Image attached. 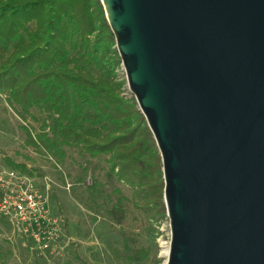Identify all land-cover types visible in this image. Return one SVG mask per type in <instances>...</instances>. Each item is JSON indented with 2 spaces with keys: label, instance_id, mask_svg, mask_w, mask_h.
I'll return each instance as SVG.
<instances>
[{
  "label": "water",
  "instance_id": "1",
  "mask_svg": "<svg viewBox=\"0 0 264 264\" xmlns=\"http://www.w3.org/2000/svg\"><path fill=\"white\" fill-rule=\"evenodd\" d=\"M161 155L165 264H264V0H101Z\"/></svg>",
  "mask_w": 264,
  "mask_h": 264
},
{
  "label": "trees",
  "instance_id": "2",
  "mask_svg": "<svg viewBox=\"0 0 264 264\" xmlns=\"http://www.w3.org/2000/svg\"><path fill=\"white\" fill-rule=\"evenodd\" d=\"M120 67L101 0H0V102L25 124L26 145L60 161L66 148L108 156L109 176L132 191L129 198L114 189L108 216L122 225L132 204L161 221L167 218L161 155L135 97L124 94ZM35 107L46 113L39 131L27 124ZM123 246L131 261L146 256L129 234Z\"/></svg>",
  "mask_w": 264,
  "mask_h": 264
},
{
  "label": "rangeland",
  "instance_id": "3",
  "mask_svg": "<svg viewBox=\"0 0 264 264\" xmlns=\"http://www.w3.org/2000/svg\"><path fill=\"white\" fill-rule=\"evenodd\" d=\"M118 77L126 79L122 65ZM124 94L133 96L128 86ZM45 117L46 113L35 107L27 124L39 131L38 120ZM23 125L3 98L0 102V165L12 168L9 161H13L25 165V171L33 176L53 180L52 207L64 218L67 237L58 248L37 255L0 216V264H165L167 257L163 251L171 237L168 218L155 221L132 204L128 205V216L122 225L108 216L107 209L115 201V188L129 198L132 194L129 186L114 175L109 176L108 156L90 158L77 149L66 148L67 156L60 161L27 146ZM67 182L71 184L69 189ZM125 234L135 237L138 248L146 250V256L140 261L128 259L123 246Z\"/></svg>",
  "mask_w": 264,
  "mask_h": 264
},
{
  "label": "built area",
  "instance_id": "4",
  "mask_svg": "<svg viewBox=\"0 0 264 264\" xmlns=\"http://www.w3.org/2000/svg\"><path fill=\"white\" fill-rule=\"evenodd\" d=\"M53 185L47 176L0 165V216L37 255L58 248L67 237L65 220L52 207ZM165 245L169 251L170 241Z\"/></svg>",
  "mask_w": 264,
  "mask_h": 264
},
{
  "label": "bare ground",
  "instance_id": "5",
  "mask_svg": "<svg viewBox=\"0 0 264 264\" xmlns=\"http://www.w3.org/2000/svg\"><path fill=\"white\" fill-rule=\"evenodd\" d=\"M163 253L166 257L168 256V247L163 251Z\"/></svg>",
  "mask_w": 264,
  "mask_h": 264
}]
</instances>
